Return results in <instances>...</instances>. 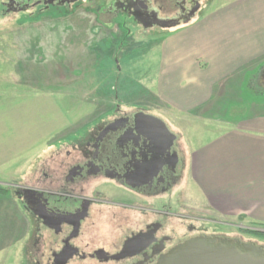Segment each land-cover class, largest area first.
<instances>
[{
    "label": "rangeland",
    "instance_id": "obj_1",
    "mask_svg": "<svg viewBox=\"0 0 264 264\" xmlns=\"http://www.w3.org/2000/svg\"><path fill=\"white\" fill-rule=\"evenodd\" d=\"M111 1L50 8L38 19L40 8L5 11L8 0H0V190L32 185L43 172L57 170L53 161L69 148L65 139L82 137L114 109H140L178 135L185 158L180 184L157 206L208 217L188 175L190 155L237 122L264 115V0H199L190 22L145 33L126 14L110 12ZM240 25L249 32L238 39ZM208 47L217 57L205 66L198 51ZM0 209L1 249L22 236L28 221L15 207L6 215L7 201L0 200ZM225 217L219 232L264 246V238L246 233H264L263 225ZM163 223L165 231H184L180 220ZM98 227L100 235L109 229L106 220ZM26 243L18 238L0 250V264H23Z\"/></svg>",
    "mask_w": 264,
    "mask_h": 264
},
{
    "label": "flooded vegetation",
    "instance_id": "obj_2",
    "mask_svg": "<svg viewBox=\"0 0 264 264\" xmlns=\"http://www.w3.org/2000/svg\"><path fill=\"white\" fill-rule=\"evenodd\" d=\"M88 1L8 0L4 9L20 12L22 7H38L36 17H44L43 11L50 8H77ZM108 9L116 16L126 14L145 33L190 22L200 4L199 0H112ZM113 113L82 137L75 133L65 139L69 148L55 154L57 170L43 172L29 186H4L28 221L23 264H157L171 249L195 240L246 254L250 253L242 250L244 244L264 249L219 232L226 217L207 205L208 217L157 206L160 199H171L183 177L179 137L159 118L169 132L138 118L140 113L148 115L140 109ZM166 218L180 220L184 231H165ZM101 220L109 225L103 235Z\"/></svg>",
    "mask_w": 264,
    "mask_h": 264
},
{
    "label": "crops",
    "instance_id": "obj_3",
    "mask_svg": "<svg viewBox=\"0 0 264 264\" xmlns=\"http://www.w3.org/2000/svg\"><path fill=\"white\" fill-rule=\"evenodd\" d=\"M188 28L190 25L179 31ZM237 29L241 30L235 33L238 39L245 37L244 32H249L247 25H240ZM198 52V58L204 61L205 66L207 63L212 65L217 57L211 47ZM225 58L229 59V55ZM225 61L227 66V59ZM174 106L188 113L196 111L193 106ZM188 170L191 185L211 210L222 216L233 214L236 218H246L264 226V115L255 114L245 121H239L204 148L196 149L191 154ZM0 200L11 205L6 215H11L10 212L13 214L14 207L20 212L11 197L0 193ZM21 234L18 238H27L26 229ZM18 238L13 236V239H8L0 250L13 246Z\"/></svg>",
    "mask_w": 264,
    "mask_h": 264
},
{
    "label": "water",
    "instance_id": "obj_4",
    "mask_svg": "<svg viewBox=\"0 0 264 264\" xmlns=\"http://www.w3.org/2000/svg\"><path fill=\"white\" fill-rule=\"evenodd\" d=\"M140 117L155 123L162 130L169 132L161 120L143 113L138 115V118ZM242 250L250 254L241 253L234 248L220 245L210 247L204 245L202 240H195L185 242L171 249L159 258L157 264H264V259H259L255 256H264V249L244 244Z\"/></svg>",
    "mask_w": 264,
    "mask_h": 264
},
{
    "label": "trees",
    "instance_id": "obj_5",
    "mask_svg": "<svg viewBox=\"0 0 264 264\" xmlns=\"http://www.w3.org/2000/svg\"><path fill=\"white\" fill-rule=\"evenodd\" d=\"M65 15V14H63ZM41 18V17H38V19ZM0 193L1 194H6V191L5 190H0ZM250 235H254V236H257V237H260V238H264V233H261V232H254V231H248L246 232Z\"/></svg>",
    "mask_w": 264,
    "mask_h": 264
}]
</instances>
